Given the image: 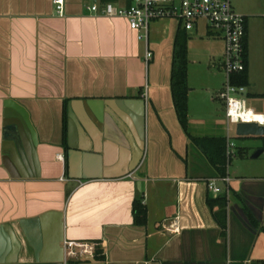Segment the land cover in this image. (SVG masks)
<instances>
[{
	"label": "crops",
	"instance_id": "crops-1",
	"mask_svg": "<svg viewBox=\"0 0 264 264\" xmlns=\"http://www.w3.org/2000/svg\"><path fill=\"white\" fill-rule=\"evenodd\" d=\"M106 2L132 0H65L64 16L54 0H0V264H264V136L246 137L242 170L228 166L224 220L208 187L221 177L173 102L183 26L154 21L142 42L126 19L89 9ZM232 3L247 17L244 96L264 113V0ZM206 34L201 67L188 39V131L228 137L224 39ZM64 239L95 254L66 261Z\"/></svg>",
	"mask_w": 264,
	"mask_h": 264
},
{
	"label": "built area",
	"instance_id": "built-area-1",
	"mask_svg": "<svg viewBox=\"0 0 264 264\" xmlns=\"http://www.w3.org/2000/svg\"><path fill=\"white\" fill-rule=\"evenodd\" d=\"M54 4L57 13L64 16L65 0H54ZM89 9L101 16L126 19L131 29L144 31L139 38H145L146 41L149 39L150 26L154 21L174 19L186 30H192L198 21L205 19L209 29L220 33L225 40L226 81L220 96L226 101L228 124L257 122L264 125V113L251 108L244 96L246 85L233 83V75L246 70L247 17L234 9L232 0H132L128 6L106 2L102 6L93 4ZM152 55L153 53L147 49V62ZM234 149L235 143L228 135L226 146L228 166L235 154ZM219 181L226 183V187L220 186ZM229 181L228 175L210 178L208 187L215 195L225 194L228 198ZM63 247L66 261L82 255L95 254V245L89 242L64 239Z\"/></svg>",
	"mask_w": 264,
	"mask_h": 264
},
{
	"label": "trees",
	"instance_id": "trees-1",
	"mask_svg": "<svg viewBox=\"0 0 264 264\" xmlns=\"http://www.w3.org/2000/svg\"><path fill=\"white\" fill-rule=\"evenodd\" d=\"M180 31L175 40L174 56L171 69V89L174 106L183 129L187 132L190 143L196 146L206 156L209 163L215 168L216 176L225 177L228 174V160L226 156L227 137H196L188 131L189 121V90L188 84V39L189 35ZM247 39V38H246ZM248 54L246 42V70L234 74L233 83L247 85ZM226 195H220L210 199L211 205H220L224 220L226 217L225 207L227 205ZM137 221L142 223L146 219V210L143 204L136 205Z\"/></svg>",
	"mask_w": 264,
	"mask_h": 264
},
{
	"label": "rangeland",
	"instance_id": "rangeland-1",
	"mask_svg": "<svg viewBox=\"0 0 264 264\" xmlns=\"http://www.w3.org/2000/svg\"><path fill=\"white\" fill-rule=\"evenodd\" d=\"M199 29H200V32H196L194 30V31H192L191 35H189V47L191 48V46H192V48L189 49V51H190L189 55H190V58L194 61L193 63L196 67H201V66L196 65L197 60L200 57H202L204 55V53H206V47L203 44V41L200 40L201 36L207 37L206 31H208V25H207V22L205 19H201L199 21ZM142 33H144V31H142ZM145 41H146V39L144 38V40H142V42H145ZM218 44H219L220 51L225 53V40H224V42H223V40H222V42L219 41ZM222 59L224 60V57H222ZM218 66H219V64L216 65V67L218 69L217 73H224V75H225V79L221 85V87H223V85L225 84V81H226V72H225V69H223L221 65H220V67H218ZM220 112L223 113V107H222L221 103H220ZM231 126H232V130L230 131V134H231V140L235 142V149H234L235 154L232 156L229 170L231 171L232 174H234V172L236 170L237 171L242 170V163H243L242 153L245 151L244 145L247 141H249V139L246 137L237 136L236 124H231ZM251 141H253V140H251ZM254 143L255 142H252V146H249V148H248L250 153H251V156L256 152V150L253 148ZM219 184L222 185L223 187H225V185L223 183L220 182Z\"/></svg>",
	"mask_w": 264,
	"mask_h": 264
},
{
	"label": "water",
	"instance_id": "water-1",
	"mask_svg": "<svg viewBox=\"0 0 264 264\" xmlns=\"http://www.w3.org/2000/svg\"><path fill=\"white\" fill-rule=\"evenodd\" d=\"M236 134L241 137H262L264 136V125H260L257 122H240L236 125ZM260 152L261 151L259 150L255 153V156H257Z\"/></svg>",
	"mask_w": 264,
	"mask_h": 264
}]
</instances>
